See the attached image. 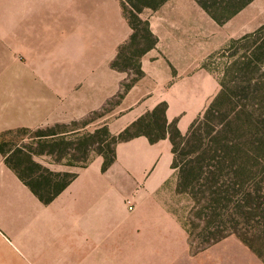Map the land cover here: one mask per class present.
<instances>
[{
  "label": "crops",
  "instance_id": "1",
  "mask_svg": "<svg viewBox=\"0 0 264 264\" xmlns=\"http://www.w3.org/2000/svg\"><path fill=\"white\" fill-rule=\"evenodd\" d=\"M61 1L0 0V135L70 120L76 117L73 106H102L118 94L122 78L110 68L126 36L122 23L119 29L118 2ZM168 2L162 6L166 14L149 22L158 41L140 60L142 77L122 102L126 112L116 119L118 132L165 104L167 124L176 120L177 130L185 135L216 95L214 73L202 66L197 46L198 36H209L202 23L215 22L193 0ZM253 3L244 14L250 21H241L230 38L261 26L260 13L250 8ZM182 7L188 16L181 15ZM56 23L62 27L58 41ZM42 24L52 25L50 32L40 33ZM114 152L115 161L106 171L102 158H95L48 205L24 186L0 152V260H22L7 231L43 260L48 256L119 264L122 259L96 254L110 245L126 247L127 264H263L236 237L191 253L184 228L156 200L175 175L168 137L150 143L139 136L117 144Z\"/></svg>",
  "mask_w": 264,
  "mask_h": 264
},
{
  "label": "trees",
  "instance_id": "2",
  "mask_svg": "<svg viewBox=\"0 0 264 264\" xmlns=\"http://www.w3.org/2000/svg\"><path fill=\"white\" fill-rule=\"evenodd\" d=\"M168 1H120L132 34L119 47L110 64L112 70L124 71L119 61L125 57V50L144 44L139 49L142 57L155 48L158 40L149 22H142L140 16L146 10H159ZM193 1L215 24L223 26L255 0ZM216 56L227 61L218 82L219 91L185 135L177 130L176 120L167 124L166 105L160 104L113 137L112 142L115 148L139 136H145L150 143L168 137L176 192L188 195L192 202L189 213L199 223L190 222V229L184 227L191 253L198 254L234 236L264 264V24L232 40ZM136 73L142 77L140 66ZM139 128L147 132H138ZM155 131L159 135H154ZM0 152L5 155L1 147ZM99 155L104 172L114 163L115 152L109 149L108 154ZM8 158L6 155V166L43 205L50 204L75 178L51 173L48 177L60 179L59 185L51 186L52 181L43 177L26 183L9 165Z\"/></svg>",
  "mask_w": 264,
  "mask_h": 264
},
{
  "label": "rangeland",
  "instance_id": "3",
  "mask_svg": "<svg viewBox=\"0 0 264 264\" xmlns=\"http://www.w3.org/2000/svg\"><path fill=\"white\" fill-rule=\"evenodd\" d=\"M114 1L118 2L119 6V29L121 30V23L126 27L125 40L121 44L123 45L129 40L132 31H130L131 29L123 17L121 0ZM171 1L168 3L171 4ZM54 2L56 5L62 3L61 0H54ZM125 6L126 10H129L127 5ZM250 8H256L258 10L260 17L257 19V22L264 24V0L254 1ZM247 10L244 11L243 15L247 14ZM56 13L61 14V11L56 10ZM180 13L184 17L190 14L186 7H182ZM165 14L162 7L157 11L146 10L140 16V20L142 22H150ZM169 14L172 15V12ZM199 15H202L201 10L199 11ZM113 17V12H111L108 18L109 21L111 19L112 24L115 23ZM237 17V20L229 25H226L229 22L223 26L209 23H202L201 25V28L207 31L209 36H198L199 42L197 46H199L200 50L199 57L204 59L202 66L204 65L214 73L215 94L219 91L218 82L227 62L223 57H217L216 55L226 49L232 40H235L230 37L240 28V22L247 23L250 21L247 15ZM249 17L253 18L252 15ZM56 22H59L57 18ZM56 24L54 31L56 41H58L60 39L59 37H61L62 27H60L59 23ZM48 27L52 28V25L42 24L40 26L42 30L40 33L47 34V32H50ZM140 28L142 29L143 26ZM204 44L207 47L206 53L202 50ZM143 47L144 44L140 47L124 51L125 57L123 56L119 61V66L124 71H116L120 73V78H122L120 79L118 94L102 106L95 105L88 107L77 104L73 106L75 110H72V114L74 113L76 116L75 118L72 115L70 120L56 122L52 126H42L30 131L20 129L0 135V147L4 154L9 156V165L25 179L24 181L26 183H31L32 180L43 177L52 181L51 186L59 185L61 183L60 179L48 177L51 173L75 175L78 169L87 166L95 158H102L99 155L101 152L106 155L109 149H114L112 138L121 133L116 131V126H118L116 119L123 116L126 112L122 102L132 87L140 80L136 75V70L137 66H140V60L142 58L139 57V49H143ZM210 58H213L211 63L209 61ZM60 117H62L61 114ZM140 131L147 132L145 128H139L138 132ZM154 135L157 136L159 133L155 131ZM176 186L177 178L174 175L173 179L168 181L156 195V200L175 216L183 228L187 226V229H190L188 227L190 222H194L197 225L199 223L189 213L192 208L190 198L188 195L178 194L176 192ZM50 206L47 207L44 213L48 211ZM203 225L204 223H202L201 227ZM4 233L12 242V246L16 247L18 249L17 251L21 253L20 257L22 260H0V264H102V260H48V256L45 257L47 260H43L32 255L30 252L31 247L25 242L21 244L14 237L13 232L6 231ZM125 248H113L110 245L101 246L96 254L104 259L113 258L115 261L119 258L122 259L117 260L119 264H127V252Z\"/></svg>",
  "mask_w": 264,
  "mask_h": 264
},
{
  "label": "built area",
  "instance_id": "4",
  "mask_svg": "<svg viewBox=\"0 0 264 264\" xmlns=\"http://www.w3.org/2000/svg\"><path fill=\"white\" fill-rule=\"evenodd\" d=\"M126 204H127V209H128V211H132V210H133V205H132V203H131V202H127Z\"/></svg>",
  "mask_w": 264,
  "mask_h": 264
}]
</instances>
